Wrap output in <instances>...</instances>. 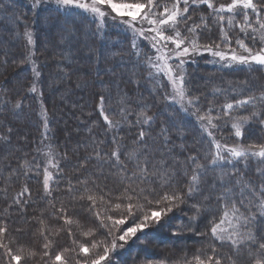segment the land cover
Wrapping results in <instances>:
<instances>
[{
  "label": "trees",
  "instance_id": "obj_1",
  "mask_svg": "<svg viewBox=\"0 0 264 264\" xmlns=\"http://www.w3.org/2000/svg\"><path fill=\"white\" fill-rule=\"evenodd\" d=\"M216 1L223 0H214ZM199 14L206 17L208 25L198 30L199 42L214 44L218 39V29L207 7L189 9L187 17L191 19L192 16V21L200 24L197 17ZM39 17L44 19L43 26L40 25ZM94 23L84 15H64L57 11H42L34 17L31 9L18 0H0V137H7L6 140H0V227L7 229L4 240L7 235L23 240V233H26L28 237L26 238L29 240L37 239L41 219L46 221L49 228H53L54 231L50 229L53 233L61 229V224L52 220L55 213L60 214L58 209L61 207L67 215L72 213L70 216L73 220L88 224L89 215L86 214V208L89 201L79 199V194L85 187L81 181H87V187L101 196H110L111 192L116 190L115 193L120 197L124 189L129 187L126 174L120 172V166L115 164L111 156L112 151L117 148L121 162L127 160L129 153L136 152L141 159L147 154L149 168L153 163L158 164L159 161L164 160L167 166L176 171L178 179L173 180L170 186L162 187L161 182L155 177H149L152 183L139 184V187L152 191L150 196L155 200H159L165 191L169 193L187 191L185 171L187 170L190 175L194 167L188 158L195 156L199 163L207 167L209 158L214 153L209 142L202 139L199 129L180 117L163 93L153 86L151 83L153 77L151 81L148 80L149 70L144 69L145 67L140 64L145 58L140 59L141 55L131 49L128 45L129 37L124 40L122 31L109 29L104 33V41L99 42L102 35L99 37V34H95ZM60 24H64L63 30L71 31L75 38L67 36L63 41L55 36V33L64 35L60 30ZM30 27L37 38L44 39L50 44V48L47 49L50 50L48 54L42 46L35 50L36 58L44 64L38 94L40 108L47 116V127L50 130L45 132L47 137L45 140L51 144L56 153L58 152L56 156L59 162V174L57 182L51 185L50 196H45L42 190L43 160L39 156L38 149L42 146L44 133L40 122L36 120V115L41 111L34 114L35 97L25 94L30 88L31 71L25 65L26 47L22 32L24 28L29 31ZM87 34L89 37L83 39L82 35ZM203 37L204 41H202ZM60 55H63L66 61L60 60ZM47 57L53 61L49 62ZM86 60L88 64H83L82 62ZM203 61L205 58L188 68L189 74L192 72L194 77H198L196 74L201 75L200 79H202L200 82L196 79L190 83L195 97H203V94L213 92L211 96L213 103L198 98L202 106L208 103L212 108L220 109L221 105L242 98V95L238 97L237 94H233L235 92L233 90L243 86H245L243 97L249 94L259 95L263 91L264 76L258 69L218 70L216 67H207ZM93 79L95 84L88 85L87 83ZM54 80L62 81L55 85V90L50 91L49 84ZM76 85L79 89L75 88ZM98 86L101 88L99 89ZM78 92L81 95L78 96ZM54 94L63 95V104H57ZM101 96L104 97V108H109H106V114L113 121L120 120L118 127L109 129L101 118L98 112ZM121 98L124 99L123 105L120 103ZM17 102L20 103L19 108H15ZM124 106L132 113L128 115L127 121L122 120L120 114V109ZM142 111L153 118V124L150 122L148 126L142 122L136 123L137 114ZM59 112L67 114L62 122L55 118ZM262 115L264 116V112ZM18 116H21V119L17 118ZM170 122L175 128L168 125ZM77 127L80 128L78 132H76ZM145 127L148 128L145 138L138 142L139 132L145 131ZM159 127L166 130L167 141ZM9 129L14 131L8 132ZM24 130L25 133L22 132ZM64 131L69 134L70 141H66ZM261 133L256 128L252 129L248 137L245 136L244 142L263 145ZM4 148L7 149V153ZM96 152L100 153V158H97ZM26 160L33 165L27 175H25L26 169L21 167ZM37 162L41 164L40 169H34ZM263 163L260 159L250 158L241 159L233 164H220L215 169L207 167L200 185L201 192L186 199L191 208L186 206L183 208L185 211L190 209L189 216L195 218L186 220L184 216L179 215L175 221L180 225L173 227L164 220L140 233L137 239L138 245L131 246L127 250L128 253L115 255L116 263L129 264L137 259L162 260L163 254H174L168 256V260L165 258L169 262L181 255H185L186 258L187 255L201 258L211 255L210 246L214 245V242L211 241L210 228L212 222L218 221L225 211L223 202L217 200L220 189L214 190L212 185L220 184L219 175L222 170L233 173L230 182L226 181L230 184L241 179L242 182L250 181L255 186L258 182L260 186L264 185V175L260 174V167H264ZM134 167L135 165L129 162L128 173H131ZM14 171L16 174L11 175ZM37 172L39 174H36ZM24 186L28 187L30 194H24L22 199L28 202L16 204L14 200L17 193ZM70 186L74 187L76 192H69ZM136 186L131 185V187ZM209 196V199L205 198ZM194 205L201 206L198 214ZM241 210L248 211L249 204L245 202ZM252 210L257 214L253 231L258 237L264 238V217L259 216L258 209ZM61 215L64 213L62 212ZM174 232L176 235L173 234ZM58 238L61 244L66 242L64 234L59 235ZM179 239L183 240V246L178 245ZM166 241L168 244H164ZM32 243L38 246V241ZM215 245L218 248L215 255L223 257L222 264H232L228 257H232L236 264H251L246 251L237 253L230 244ZM152 248L162 249L163 254L160 255L159 252L156 254L151 250ZM0 253L4 254V248H0Z\"/></svg>",
  "mask_w": 264,
  "mask_h": 264
},
{
  "label": "snow or ice",
  "instance_id": "obj_2",
  "mask_svg": "<svg viewBox=\"0 0 264 264\" xmlns=\"http://www.w3.org/2000/svg\"><path fill=\"white\" fill-rule=\"evenodd\" d=\"M39 0H37V5ZM57 6L60 8H77L85 12H90L94 17L101 18V23H103V18L106 15H111L113 19L116 17L120 18V22L127 25L129 29L133 31L134 34L148 39L157 55L155 57L149 56L147 60V65L150 69H155V72H150L149 76L159 75L164 73L169 79L171 85L172 95L169 98L173 102H179L181 108L184 111L188 109H195L192 115L196 116L197 120L200 122L202 130L213 139V144L215 151L209 158V164L207 167L215 169L217 165L220 164H233L234 162H239L241 158L248 160L250 158H259L261 162H264V145H248L241 146L240 144L227 145L221 144L214 139V134L212 129L218 127L215 123L217 120H221L224 117L232 118V128L234 129V134L237 138L243 137L242 127L244 124L248 123L249 120H255L261 117L262 112H264V91L259 95L249 94L245 98L236 99L233 102H227L223 105L222 113H217L212 115V109L209 108L207 111H201L197 98L186 96V86L185 79L183 75V57L195 52L200 51L208 52L214 57H218L219 61L226 62L225 66L231 67L233 63H238L242 65L255 64L259 66H264V47H261L258 51H253L248 47L242 40L237 39L235 43L240 49L243 50L247 55L237 54L235 49L230 47L232 41L228 36L225 21L227 27H239L241 32L260 33V37L264 40V0H230L229 3H220L217 5L214 0H171L170 3H161V0H121V2H113V0H56ZM181 4L183 7H181ZM195 6L199 8L201 5H206L209 10L210 16L214 21L220 24V41L221 43H214L212 45L203 44L199 42L200 33L197 29L202 27H207V20L204 16H201L200 24H193L187 26V32L190 35H184L179 30V25L184 23L187 25L186 14L189 13V6ZM106 6V8H105ZM106 9H110L111 12H107ZM127 17V19H125ZM240 19V23H234L237 18ZM140 24L141 27L137 28L136 25ZM147 24L149 27L144 28L143 25ZM258 25V27H256ZM25 35L28 37V43L31 44L32 36L30 32H26ZM253 40L256 36L253 35ZM174 45V48L170 49L168 45ZM222 46L228 48V51H223ZM169 53L174 55L176 58L180 59V63L176 65L179 69L178 72L173 71V68L168 64ZM35 75H39L36 69H33ZM31 91L35 92L36 88L33 86ZM235 91V90H233ZM187 101V107H185L184 102ZM100 112L104 118L105 123L108 125L109 129L119 126L120 121H113L108 114L104 111V97H100ZM120 103L124 104V99L121 98ZM20 103L15 104V108H19ZM240 108H250L251 111L248 115H237L233 116V113ZM121 118L127 121L128 115L132 113L128 111L127 107H121L120 109ZM152 117L147 115L146 112L142 111L137 114L136 123L149 124L152 121ZM260 122L264 124V119H260ZM47 127V125H45ZM11 131V129H9ZM164 133L165 141L168 140L166 130H161ZM145 131L141 130L138 136V142L143 141L145 138ZM7 137H0V140H6ZM115 143V141H113ZM39 151V149H38ZM46 157H49L45 164L43 165V190L45 196H50L52 193V188L50 182L54 180L53 173L50 171L52 168L59 169V162L51 158V153H44ZM97 158H100V153L96 152ZM112 158L115 160V164L120 166L119 170L121 173L126 174V179L129 183V187H126L124 193L117 197V202L111 204L110 207L101 209L97 212V218L101 217V214L106 211L116 210L121 213V218H113L107 216V220L111 222L109 227V234L112 236V242L109 245L104 246L103 254L93 253V250L97 249L100 244L98 242H93L90 245H85L84 243L78 244V253L86 257V259H77L76 264H102L103 261L109 258L110 251L115 250L118 246L123 247L124 244L128 243V240L135 237L138 231H143L147 227V222L149 220H155L157 224L160 222L161 214L166 215L168 212L172 211L173 207H178L180 204L186 202V199L191 198L195 193L201 192V183L203 181V174L207 170V167L198 162V158L195 156H190L189 162L194 165L191 169V174L188 175L187 170L185 175L187 176L186 188L187 191H176L167 192L160 197V200L155 201L156 204H160L162 201L169 206L166 209H160L159 211L153 210L149 216L147 213L143 216V221L141 223H135L133 220V225L127 227L126 229L118 228L120 225H124L127 222L128 217H135V213L140 211H145V206L139 203L141 197L147 198V190L143 187H139L142 183H152L149 177H155L161 182V186H170L173 180L178 179L177 173L174 169L166 165L164 160L159 161L158 164L153 163L152 167L149 168V158L145 154L144 158L141 159L136 152H131L128 154L127 160L121 162L119 148L115 149L111 153ZM132 162L135 167L128 173V163ZM33 165L29 161H24L21 164L22 168H25V175L31 170ZM34 167L36 169L41 168L39 162L35 163ZM15 171L11 175H15ZM36 174H39L37 172ZM233 173L229 171L222 170L219 175L220 184H213L212 188L215 190L219 188L220 191L217 195L218 201H223V207L225 211L220 217L219 221H213L210 228L211 238L214 241H218L221 245L225 242L229 243L233 250L240 253L242 250L247 252V255L251 261V264H264V238L258 237L254 231V222L257 219V214L252 211L253 208L258 209L259 216L264 217V185L257 188L250 181L242 182L241 179H237L234 184H230V179ZM261 175H264V171H260ZM229 181V182H226ZM85 185L83 193L79 194V199H87L91 201L92 207L97 206V194L92 192L91 189L87 187V181H81ZM131 185H137L136 187H131ZM238 188V191H237ZM155 189H153L154 191ZM69 192H76V189L72 186L68 189ZM24 194H30V190L27 186H24L20 192L17 193V197L14 202L16 204H27V200L22 199ZM136 199V203H133V199ZM239 197V199H237ZM209 199V197H205ZM100 201L103 202L105 197H99ZM127 201L125 204L124 201ZM152 203V200L148 201ZM247 202L249 204V212L245 214L241 211V206ZM197 208V214L200 211V205H194ZM127 212V216L123 213ZM60 212H64V208L58 209ZM64 220L65 225H79L78 221H74L71 217L64 215L60 217ZM195 217H193L194 219ZM41 228L39 229L40 235L45 236L46 232H50L49 225L45 220H40ZM227 225V227H225ZM251 225V227H250ZM63 229H57L54 235H58L59 231ZM7 229L5 227H0V248H4L5 256L8 258L7 264H21V261L25 259L23 255L24 249L21 248L19 252H13L7 244L3 243V237ZM69 235H72L71 227L68 229ZM119 231L122 234L115 235ZM176 234L175 232L173 233ZM82 235L85 237L93 235L91 229L83 231ZM43 244L45 251L43 256H49V251L52 247V241L47 239ZM118 241H122V244H117ZM212 254L207 255L206 258H201L199 256L195 257V264H222L223 257H216L217 246L211 245ZM76 249H64L63 251L57 252L54 257H50L52 264H69V258L65 255L68 252H74ZM36 252L29 251L27 253L28 257L35 256ZM232 264H236V261L232 257H228ZM47 264V262H45ZM185 264H192L191 261H185Z\"/></svg>",
  "mask_w": 264,
  "mask_h": 264
},
{
  "label": "rangeland",
  "instance_id": "obj_3",
  "mask_svg": "<svg viewBox=\"0 0 264 264\" xmlns=\"http://www.w3.org/2000/svg\"><path fill=\"white\" fill-rule=\"evenodd\" d=\"M18 1L21 4L25 5V7L26 6L29 7L31 9V12H32L34 17L36 15H38L39 12L46 11V10L47 11H57V12H60L61 14H64V15H67V14H79V15L86 16L89 21L95 22L94 23L96 25L95 26V34H99V37L102 35L101 38H99L100 39L99 42L104 41V33L107 30H109V29L122 31L123 32V36L122 37L124 38V40H127V38L129 37L128 38V45L131 47V49L136 51V53L141 55L140 59L143 58V57L145 58L144 60L142 59V61L140 62L141 66L145 67L144 69L149 70L148 74L150 72H153V73L155 72V69H150L148 67V65H147L148 57L149 56L155 57L157 55V53L155 52V50L152 47L151 42L148 39H145V38L139 36L138 34H134L133 31L127 27L126 24L120 22V18L119 17H116V19H113L112 16L114 14L106 15L103 18V23H101V18L94 17L93 14L90 13V12H85V11H83L81 9H77V8L64 9V8L58 7L57 3H56V0H39L38 5H37V0H18ZM87 2L90 3V0H87ZM113 2H121V0H113ZM165 2L170 3L171 0H161V3H165ZM229 2H230V0H227V1L223 0L221 2L216 1L215 3L217 5H219L220 3H229ZM254 2H255V0H254ZM202 6H206V5H201L200 7H202ZM181 7H183L182 4H181ZM105 8H106V6H105ZM192 8L198 9V8H195V6H191L190 5L189 9H192ZM106 11L109 12V13L111 12L110 9H106ZM186 16H187V14H186ZM201 16H203V15L199 14L197 16V17H199L198 19H199L200 23H201ZM125 19H127V17H125ZM240 19L241 18L238 17L234 21V23H240ZM39 20H40V25L43 26L45 24L43 17H39ZM192 20H193V18L191 16V19L187 20V25L184 24V23H181L178 26L179 30L182 32V34H184L186 36L190 35L187 32V26L188 25H193V24H198L196 22H193ZM214 24H215V27L218 29V39H217V41L215 43H221V41H220V36H221L220 24L217 21H214ZM63 25L64 24H60V26H61L60 30H62L64 32L63 33L64 35H62V33H55V36L57 35V37H60L59 39H61L63 41L66 39L65 37H67V36L69 38L74 39L75 35L71 31H68V30L64 31L63 30ZM136 27L140 28L141 25L137 24ZM143 27L147 28L149 26L147 24H144ZM256 27H258V25H256ZM225 28H226L228 36L231 38V41H232L230 47L232 49H235L237 54L245 55V56L247 55V53H244L243 50L240 49L238 47V45L235 43V41L237 39L242 40L253 51H258L261 47H264V40L261 39L259 32L252 33L250 30L248 32H241L239 27H230V28L227 27L226 21H225ZM29 29L30 30L28 31L27 28H24L23 32H22V38L25 41L24 42V46L26 47V51H25V65L31 71L30 72L31 73L30 88H28V91L25 94L35 97L36 112L34 114L36 115L39 111H41V112L38 113V115H36L38 117V119L36 117V120L38 122H40V126H42V132L44 133V135H43L44 140L41 141V145L42 146L41 147L39 146L40 148H39V151H38L39 154H40L39 155L40 158L43 160L42 165H44L46 160L49 158V157H46L44 155V153H51V158L54 159L55 161H57V156L56 155L58 154V152L56 153L55 150L52 148L51 144H49V142H47L45 140L47 138L45 132H49L50 130L48 129V127H45V125H47L48 119H47V116H45V114L42 112V109L40 108L41 107L40 106L41 102L39 100V94H38V90L40 89L39 86H40V82H41V71L43 69L42 66L44 64L40 63V61H38V59L36 58L35 50L36 49H40L41 46H42V48L45 51H47V54H48L50 50H47V49L50 48V44L47 43L46 40H44V39L37 38V35L34 33V31H32L33 29L31 27ZM202 29H203V27H202ZM202 29L201 28L197 29V31L198 30H202ZM57 30H59V29L57 28ZM26 32H30L31 33L32 41H33L31 44L28 43V37L25 35ZM253 35L256 36L255 40L252 39ZM88 37H89L88 34L87 35H82L83 39H86ZM202 41H204V37L202 38ZM200 44L203 45L202 43H200ZM208 44L212 45L210 43H208ZM168 47L170 49H172V48H174V45L169 44ZM222 50L223 51H228L229 49L222 46ZM169 57L170 58L168 59V64H170L172 66L174 73L178 72L179 69L176 68V65L180 63V59L176 58L171 53H169ZM199 58L203 59V60L205 58V61H203V63L206 64V66L209 67V68L216 67L218 70H230V69H234V68H236V69L242 68V69H250V70L258 69V71H260V73L264 76V66H259V65H255V64L242 65V64H238V63H233L231 67H228V66H225L226 62L219 61L218 57H214L213 55H211L208 52H204V51H200L199 53L193 52V53L189 54L188 56H185V57L182 58L183 61H184V63H183V75H184V79H185L186 96L187 97H195V94L192 91L190 83L193 82L196 79L199 82H200V80H202V79H200L201 75H197L196 74V76H198V77H194L192 75V72H190V74H189V71H188L189 66L194 65V64L199 62V60H200ZM47 59H49V62L53 61V60L50 59V57H47ZM60 60L66 61L65 58L63 57V55H60ZM82 63L83 64H86V63L88 64V60H86V61H84ZM34 68L39 73L38 76L35 75V73L33 71ZM118 69H120V67H118ZM151 77H153V80H152L151 83L153 84V86H155L158 89L159 92L163 93V96H165V99H167L168 103L172 106L173 110L175 109L176 113H178L179 116L182 117L185 121L191 122L193 125H195L199 129V131L201 132L202 139L208 141L209 145L211 147H213V151H215L214 144H213V139L210 138L209 135L202 130V128L200 126V122L197 120L196 116L192 115V112L195 111V109H188V111H184V110H182L181 104L179 102H173L172 100L167 98V97H170L172 95L171 85L169 83L168 77L166 75H164V73H160L159 75H153ZM151 77L150 76L148 77L149 81H151ZM60 81H62V80H60ZM60 81L54 80L51 84H49V89L48 90H50V91L55 90V88H56L55 85L58 82L60 83ZM93 83L95 84L94 79H93V81L88 82L87 84L90 85V84H93ZM33 86H35V88H36L35 92L31 91ZM75 88L79 89V86L76 85ZM98 88L100 89L101 87L98 86ZM78 89H76V90H78ZM244 90H245V86H243L242 88L236 89L233 94H237L238 97L242 95V98H245V97H243V96H245ZM263 91H264V88H263ZM57 95L54 94V97L57 98V104H63L62 103L63 102V100H62L63 95L62 94H60L59 96H57ZM79 95H81L80 92H78V96ZM212 95H213V92L209 91L206 94H203V97H200V96L195 97V98H197V102H198L200 110L202 112L203 111H207L209 108H211V109H214V108H212V106H210L208 103H206L205 105L202 106V104L199 103V99L198 98L200 97L202 100L205 99V100H208L209 102L213 103V101H211V96ZM242 98H239V99H242ZM55 103H56V101H55ZM184 105H185V107H187V101L184 102ZM106 108H104L105 113L107 112ZM107 109H109V108H107ZM214 110H215L214 112L212 111V115H216L217 113H222L223 105L220 106V109L216 108ZM250 111H251L250 108H240V109H237L233 113V116L248 115V113ZM98 112L101 114L100 106H99ZM100 116H101L102 119H104L102 115H100ZM65 117H67V114L60 113V112H59V114L57 116H55L56 120H58L60 122H62L63 118H65ZM17 118L21 119V116H18ZM260 119H264V116L261 115V117L258 118V119L249 120L248 123L243 125V127L241 129L242 132H243L242 139L241 138H237L235 136L234 129L232 128V118L231 117H224L221 120H217V121H215V123L218 125V127L215 128V129H212V132L214 134V139H215V141L221 143L222 145L223 144H227V145L240 144L241 146L257 145L256 143L255 144H246L244 142L245 141V136L248 137L249 132L252 129L256 128L260 132H262L261 133L262 141H263L262 144L264 145V124H262L260 122ZM115 121H120V120L116 119ZM151 124H153V121H151ZM168 125L170 127H172V128H175V125L172 122H170ZM148 126H150V123L148 124ZM144 129H146L145 132H147L148 128L145 127ZM159 129H162V128L159 127ZM19 130H22V129H19ZM78 130H80L79 127H77L76 132H78ZM12 131H14V129ZM8 132H9V130H8ZM22 132L25 133L26 131L24 130ZM28 133L29 132H27V134ZM63 134L65 136L66 141H68V140L70 141V139L68 137L69 134L67 133V131H64ZM67 143L68 142H66V144ZM11 150H13V149H11ZM4 151L7 153V149L6 148H4ZM63 153L64 152H62V154ZM253 158L256 159V160L259 159V158H256V157H253ZM41 159H40V161H41ZM241 159H243V158H241ZM83 163L84 162L82 161V164ZM263 166H264V163H263ZM34 169H36V168L34 167ZM50 171L53 173V176H54V180L52 182H50V186H51V185H53L54 183L57 182L56 180H57V176L59 174V171L56 168H52V169H50ZM260 171H264V167L261 166L260 167ZM41 177H42V183H43V167H42V171H41ZM256 187L257 188L260 187V183L259 182H258V184H256ZM203 188L204 187H202V189ZM42 190H43V186H42ZM115 191L116 190L111 192L112 194H110V196L109 195L108 196H103V197H105V200L103 202H101L100 199H99V197H101V195L94 192L95 194H97V206L96 207H92L91 201H89V205L88 206L86 205L87 206L86 214L89 215V223L90 224L89 223L88 224L84 223V221H80V222L78 221L79 225H77V224H73L71 226L65 225L64 224V220L62 218H60V217H63L64 215H67L66 211L63 212L64 215H61L62 212H60V214L59 213H55V217L52 220H55V221L58 222V224H61L62 227L61 226L60 227L63 230L59 231L58 235L51 234V233H53L52 231L45 233V236H47V239L53 242L52 243V247L50 249H48L49 254H50L49 256H43V252L45 251V249L43 248V244L46 242V240H45V236H41L39 231H38V237H37L38 240L36 238L29 240V239H27L28 237L26 236V233L25 234L23 233V238H24L23 240L22 239H15L11 235H7V236H5V238H6L5 240L6 241L3 239V243L7 244L9 246V248L13 252H19V250L21 248L24 249L23 255L25 256V259H23L21 261V264H45V262H47V264H52V261H51L50 257H54V255L57 252L63 251L64 249H76V251H74V252L65 253V255L69 258V264H76V260L77 259H86V257H84L83 255H80L78 253V244L84 243L85 245H90L94 241L98 242L100 244V246L97 249L93 250V253L103 254L104 246L106 244L110 246V244L112 242V236L109 234V227L111 226V222L109 220H107V216H111L114 219L115 218H121V213L119 211H116V210L106 211V212H103L101 214V217L98 219L97 218V212H99L101 209L108 208V207H110L111 204H114V203L117 202L116 198L118 196L115 193ZM147 191L149 192V195L147 196V198L141 197L140 200H139V203H142L145 206V211H143V212L138 211V212L135 213V217H128L127 222L124 225L118 226V228L126 229L127 227L132 226L134 219H135V223H141L143 221V216L145 215V213H147L150 216L151 212L153 210L159 211L160 209H162V208L166 209L169 206L168 204H166L163 201L160 204H156L155 201H157V200H155L152 196H150V194H151L150 192H152V191H150V190H147ZM115 195H116V197H115ZM83 200H85V199H83ZM149 200H152L153 202L149 203L148 202ZM132 202L133 203L137 202L136 199H135V196H134V199H133ZM124 203L126 204L127 201L125 200ZM223 203H222V206H223ZM50 206H52V205L50 204ZM185 206L191 208L189 203L186 201L185 203L180 204L178 207H173L172 211L168 212L166 215H164L162 213L161 214V218H160V222H163L164 220L168 221L167 224L173 225V227H174V226H176L178 224V222H176L175 219L179 215L180 216H184L186 220L187 219L188 220L193 219L192 215L189 216V213H188V210H190V209H188L186 211L183 210V208ZM241 211L244 212L245 214H248V212H249V210L248 211L241 210ZM70 212H73V211H70ZM70 214L72 216V213H69L67 216L71 217ZM222 214H223V212H222ZM123 215L127 216L126 210L123 213ZM59 220H62V221H59ZM74 221H76V220H74ZM104 225H109V227H105ZM155 225H158V224L155 222L154 219L153 220H149L147 222V227L143 231H138L136 236L131 238V239H129L128 243L124 244V246L122 248L118 246L115 250L110 251L109 258L107 260L103 261L102 264H117L116 260H115V255L125 254L126 252L128 253L127 250L131 246L134 247V246L138 245L137 239L139 237V234L144 232V231H146V230H149L151 227H154ZM178 225H180V224H178ZM69 227H71L72 235H69V231H68ZM225 227H227V225H225ZM250 227H251V225H250ZM254 228H255V226L253 227V229ZM50 229L53 230V228H50ZM89 229L92 230L93 235L88 236V237L83 236L82 232L83 231H87ZM63 234L66 236V242L64 243L65 245L61 244V241L58 238L59 235H63ZM120 234H122V233L119 232V231H117L115 233V235H117V236L120 235ZM210 237H211V233H210ZM93 238H94V240H93ZM35 240H36V242L38 241V243H37L38 246H36V243H34V244L32 243ZM211 241H212V243L214 242V244H216V243L220 244L218 241H214L212 238H211ZM122 243H123L122 241H118L117 240V244L118 245L122 244ZM164 244H168V241L164 242ZM183 244H184L183 240L179 239L178 245L183 246ZM224 244H229V243L225 242ZM151 250L154 251L156 254L158 252L160 253V255L163 254L162 253L163 250L160 249V248H152ZM29 251L36 252V255L28 257L27 253ZM4 252H5V250H4ZM168 256H174V254H169V255L168 254H165V255L163 254V259L162 260L152 261V260L137 259V260H135V261H133L132 263H129V264H185V261H191L192 264H195V259H194L195 257H193L192 255L191 256L187 255V258L185 257V255L177 256L176 257L177 260L173 258V260L170 261V262L166 261V259L168 260V258H167ZM163 260H165V261H163ZM7 262H8V258L5 256V254H1L0 253V263L1 264H7Z\"/></svg>",
  "mask_w": 264,
  "mask_h": 264
}]
</instances>
